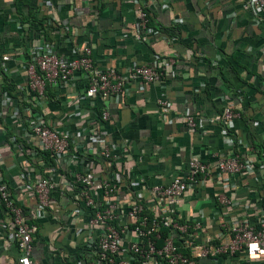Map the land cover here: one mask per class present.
I'll return each instance as SVG.
<instances>
[{
	"label": "crops",
	"instance_id": "1",
	"mask_svg": "<svg viewBox=\"0 0 264 264\" xmlns=\"http://www.w3.org/2000/svg\"><path fill=\"white\" fill-rule=\"evenodd\" d=\"M134 1L147 10V40L137 38ZM245 3L0 0V182L7 185L26 223L35 230L31 260L100 264L94 261L90 245L95 230L87 225L86 216L75 220L79 207L73 190L75 173L90 171L97 180L111 177L120 199L131 196L151 202L150 188L184 175L190 157H199L213 169L215 155L235 152L243 159H254L257 167L235 177L234 190H222L231 200L230 208L219 209L216 199L221 188L208 179L184 195L177 212L202 223L203 229L197 231L200 239L208 235L214 240L220 233L227 240L223 223L255 221L264 215V170L259 168L264 164V19L259 20ZM19 13L49 16L51 40H44L39 32L24 33ZM45 46L67 58L89 46L96 66L114 67L120 73L132 65L158 62L164 76L154 83L132 81L128 94L102 101L84 95L86 79L75 73L71 81L47 87L45 96L31 103L26 66ZM158 99L167 102L163 116ZM24 104L36 105L49 127L72 136L65 159L50 154L47 160L35 154L39 143L29 135L27 122L33 114ZM226 107L237 116L223 125L220 117ZM103 110L108 113L106 120L101 119ZM186 116L193 117L194 128L186 125ZM90 129L96 142L87 138ZM83 134L82 144L77 137ZM104 145L110 148L109 160L100 155ZM33 175L55 185L51 209L44 217L36 214V197L29 188ZM222 179L231 180L227 175ZM92 192L101 204L102 195ZM18 256L12 225L0 202V264H17ZM198 264H264V257L248 260L239 253L214 261L200 259Z\"/></svg>",
	"mask_w": 264,
	"mask_h": 264
},
{
	"label": "built area",
	"instance_id": "2",
	"mask_svg": "<svg viewBox=\"0 0 264 264\" xmlns=\"http://www.w3.org/2000/svg\"><path fill=\"white\" fill-rule=\"evenodd\" d=\"M134 3L137 6V38L147 40L148 16L145 7L139 5L138 1ZM244 7L259 20L264 19V0H246ZM26 73L28 89L37 103L44 97L46 87L68 83L75 73L86 79L84 95L102 101L128 94L132 81L154 83L164 76L158 62L132 65L125 73L118 72L114 67L99 68L93 61L89 46L83 47L80 54L73 58L59 56L52 48L45 46L27 62ZM157 105L160 116L168 112L165 100L158 99ZM236 116L230 107H226L220 119L223 125H227ZM107 118L108 113L103 110L101 119ZM184 120L189 128H194L192 116H186ZM89 131L91 135L87 138L96 142L94 132ZM28 133L37 138L42 152L65 159L71 151L72 136L49 127L38 112L33 113ZM85 136L78 135L80 143L83 144ZM100 155L104 160L112 157L108 145L103 146ZM256 167L254 159H243L229 151L215 155L213 169L208 162L192 156L184 175L173 177L166 185L155 184L150 188L151 202L135 197L132 199L131 196L120 199L119 190L111 177L97 180L90 171L75 173L73 190L83 204L75 211V220L86 216L87 225L92 231L95 230L90 245L94 250V261L100 264H197L200 259L214 261L219 256L233 258L239 253H243L248 260H259L264 257V215H259L255 221L239 219L229 224L223 223L221 226L227 240L223 239L222 233L214 240L208 235L200 239L197 231L203 229L202 223L177 212L184 195L197 184L211 179L220 186L221 191L234 190L235 177L255 172ZM259 168L264 170V164ZM223 175H227L230 182H224ZM29 188L36 197V214L39 217L47 216L51 209V193L55 189L53 181L33 175ZM92 191L102 195L101 204H98ZM0 202L12 225V237L19 251L17 264H38L30 258L35 230L26 223L22 207L12 199L7 185L2 182ZM216 202L219 209H228L232 205L223 191Z\"/></svg>",
	"mask_w": 264,
	"mask_h": 264
},
{
	"label": "trees",
	"instance_id": "3",
	"mask_svg": "<svg viewBox=\"0 0 264 264\" xmlns=\"http://www.w3.org/2000/svg\"><path fill=\"white\" fill-rule=\"evenodd\" d=\"M145 11L147 13L146 9H145ZM147 16H148V13H147ZM18 19H19V28L22 29V31L24 33H27L29 31H32V33L39 32L40 35L45 38L44 40H46V41H48L49 39L51 40L52 35H51L50 30L53 29V27H52L53 21H52V19L49 16H42L41 18H38L37 16H35L34 14H31V13H27L26 16H24L21 13H19L18 14ZM24 25H27L26 29H25ZM147 27H150L149 17H148ZM222 80L226 81V79L224 77H222ZM44 96H45V94H44ZM31 103H34V101H32ZM24 106L28 107L29 109H31L30 110V114H33L35 112L39 113L38 107L36 105H34V104H33L34 107L32 106V104H24ZM30 121H31V117H29V118L27 117V122L30 123ZM16 141L19 142V140H16ZM34 152L38 156V158L42 157L43 159H47V160L50 159L49 155L51 153L42 152L40 150H35ZM257 156H258L259 159H261V158L263 159V157L260 155V151H257ZM263 163H264V161H263ZM78 203H79V207L82 208L83 207L82 202L78 200ZM87 213L91 214V211L87 210ZM197 264H198V262H197Z\"/></svg>",
	"mask_w": 264,
	"mask_h": 264
}]
</instances>
